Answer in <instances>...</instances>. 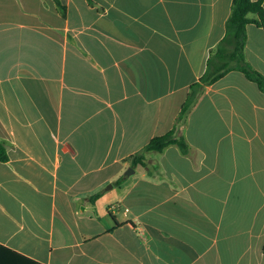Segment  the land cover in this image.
<instances>
[{
    "label": "crops",
    "instance_id": "obj_1",
    "mask_svg": "<svg viewBox=\"0 0 264 264\" xmlns=\"http://www.w3.org/2000/svg\"><path fill=\"white\" fill-rule=\"evenodd\" d=\"M61 2L0 0V264H264V92L243 72L205 87L188 152L131 160L173 128L232 0ZM245 54L264 74L253 22Z\"/></svg>",
    "mask_w": 264,
    "mask_h": 264
},
{
    "label": "trees",
    "instance_id": "obj_2",
    "mask_svg": "<svg viewBox=\"0 0 264 264\" xmlns=\"http://www.w3.org/2000/svg\"><path fill=\"white\" fill-rule=\"evenodd\" d=\"M59 11L64 15L66 7L61 0H54ZM251 13L256 16H250ZM253 22L264 29V6L262 0H232L231 12L226 21V29L223 38L211 49L206 60V67L198 80L190 85L188 95L182 104L181 110L175 119L174 126L168 132L153 137L140 151L131 157L132 164L144 163L145 151H163L165 147L176 144L182 152H188L189 145L184 136L178 135L179 127L186 121L189 113L196 105L200 95L207 85L216 82L231 70L243 72L246 77L254 81L264 92V74L256 69L247 59L245 46L247 42V24ZM8 151L5 143L0 139V160L8 159ZM100 193L96 194V197ZM3 246V245H0ZM14 252L20 258H24L33 264H42ZM264 251V244H263Z\"/></svg>",
    "mask_w": 264,
    "mask_h": 264
},
{
    "label": "water",
    "instance_id": "obj_3",
    "mask_svg": "<svg viewBox=\"0 0 264 264\" xmlns=\"http://www.w3.org/2000/svg\"><path fill=\"white\" fill-rule=\"evenodd\" d=\"M131 171H133L132 168H130V169L127 171V174H128V173H131Z\"/></svg>",
    "mask_w": 264,
    "mask_h": 264
}]
</instances>
